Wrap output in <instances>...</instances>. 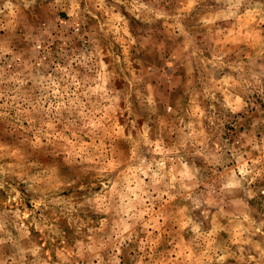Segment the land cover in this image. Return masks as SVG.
<instances>
[{
  "label": "clouds",
  "instance_id": "1",
  "mask_svg": "<svg viewBox=\"0 0 264 264\" xmlns=\"http://www.w3.org/2000/svg\"><path fill=\"white\" fill-rule=\"evenodd\" d=\"M257 113L264 0H0V264H264Z\"/></svg>",
  "mask_w": 264,
  "mask_h": 264
},
{
  "label": "rangeland",
  "instance_id": "2",
  "mask_svg": "<svg viewBox=\"0 0 264 264\" xmlns=\"http://www.w3.org/2000/svg\"><path fill=\"white\" fill-rule=\"evenodd\" d=\"M61 16L63 18H67V13L61 12ZM93 23H95V21H93ZM132 23L134 26L139 27V23L135 21L134 19ZM244 23H246V21ZM168 27L169 26L167 25H161L162 33L160 36V40L154 49L151 47L148 48L147 50L141 49L139 52H133L132 55L138 57L139 60L142 61L145 65H148L150 62H155L159 64L162 58L166 59L167 55L172 54V52L170 51V48H171V41L173 39V37L170 34L165 35L166 33H168ZM208 39L209 41L214 40V37L212 36L211 33L208 34ZM116 47L119 49L120 54H123L124 52L128 51L126 45H123L122 42L118 43ZM205 54L210 55V53H205ZM134 67L139 68V65L138 64L134 65ZM185 75H187V73H185ZM186 86H187V82H185L183 87L186 88ZM174 95L176 96V103L181 104L184 99V95L180 94L179 91L175 93ZM261 118H264V117H262L260 113H257L255 117H250L246 121L245 126L240 128V131L241 132L245 131V128H247L248 131H252L251 126H252L253 119H261ZM227 127H229L230 131L232 132L235 131V129L231 128L230 125ZM262 133H264V126H261L256 130L257 139L260 138ZM13 135L14 133H12L10 129L4 126H0V139L11 140ZM256 156H259V153H254V158ZM254 187L264 188V181H257V184L254 185ZM249 203L252 207L256 209V215L264 216V193L259 194L256 199L250 201ZM27 206L31 208L32 205L31 203H28ZM157 235H159V233H157ZM48 247L51 248V243H49ZM157 249L159 250V252L166 253L171 259L175 260L176 264H186L185 260L180 258L182 254L180 253L179 249H177L176 252L172 251V240L170 237L168 240L167 248L164 247L163 243H160L157 245Z\"/></svg>",
  "mask_w": 264,
  "mask_h": 264
}]
</instances>
